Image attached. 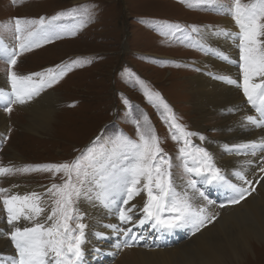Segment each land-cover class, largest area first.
Listing matches in <instances>:
<instances>
[{
  "label": "rangeland",
  "instance_id": "1",
  "mask_svg": "<svg viewBox=\"0 0 264 264\" xmlns=\"http://www.w3.org/2000/svg\"><path fill=\"white\" fill-rule=\"evenodd\" d=\"M252 2L253 0H242V3ZM193 3L196 4L195 7H189L185 0H23L17 3H13V0H0V40L5 45L10 48L18 47L12 42L18 43L14 32L15 18H44L50 37V42L19 55L14 68L18 74L46 73L49 68L59 70L65 65L72 66L57 83L45 87L40 93L57 89L61 99L58 108L51 115L54 119L49 130L43 129L35 133L24 129L27 122L23 121L21 112L18 113V118L11 120L9 115L20 104H12L10 113L2 110L11 121L0 139V166L71 163L77 157L86 155L88 149L95 153L106 152V146L112 147L109 141L117 137H127L138 142L140 130L150 127L170 160L172 177L178 170L184 178L195 179L197 186L207 197L222 195L231 199L233 189L227 183L214 181L215 184L210 187L212 184L205 185L202 177L185 171V160L179 152L184 146L183 140L172 138L173 132L164 119L166 110L163 105L166 103L176 122L185 131L194 134L188 138L191 141L189 150L200 145L198 148L205 147L209 152L207 143L216 135L209 128L204 132L196 127L200 120L193 114V98L189 94L190 86L185 78L190 73L204 70L193 64L206 58V53L200 48L207 40L205 34L202 35L206 26L218 29L222 35L237 36V32L224 29L229 24H225L224 20L227 18L231 20L230 23L238 24L231 14L220 7L231 6L233 0H217L216 4L193 0ZM88 11L91 12L90 17L86 15ZM61 13L64 15H60ZM57 16L59 19H52ZM36 27L33 25L29 30H35ZM73 31L75 35L71 34ZM207 50L210 53L212 50L217 51L209 46ZM218 54L220 55L217 52L216 58H219ZM221 60L236 65L241 62L230 58ZM1 65L0 72L10 85L9 65L4 59H0ZM137 78L144 82L149 92L158 94V98L153 96L154 102L144 94V87L137 82ZM126 100L128 103H125ZM14 119L18 120L17 127L13 125ZM216 123L212 122V129H215ZM11 153H17L23 162L8 160L9 157L13 158ZM119 162L123 165L127 163L123 159ZM84 163L87 164L88 161L85 160ZM64 179L66 177L62 172H30L0 177V187L9 188L18 186L19 183L49 186L52 183H62ZM231 179L233 177L227 181L230 182ZM216 184L222 185L220 191L215 187ZM2 195L0 194V203L4 211ZM74 207L81 212L78 200ZM5 214L7 217L6 211ZM146 229L150 232L142 233L141 238L153 243L161 241L163 235L169 236L168 241H183L190 232V227L182 228L181 235L176 232H159L154 228ZM162 232L165 234H161ZM97 233L102 232L95 233L92 248H82L83 261L88 260L92 264L112 261L117 254L114 244L120 236L105 235L101 238ZM5 238L9 240L10 236L6 235ZM252 244L256 249L255 255L246 257L244 264H264V250L260 253L262 249L254 245V242ZM97 249L101 254L97 253Z\"/></svg>",
  "mask_w": 264,
  "mask_h": 264
},
{
  "label": "snow or ice",
  "instance_id": "2",
  "mask_svg": "<svg viewBox=\"0 0 264 264\" xmlns=\"http://www.w3.org/2000/svg\"><path fill=\"white\" fill-rule=\"evenodd\" d=\"M17 2L23 0H13V3ZM185 2L189 7L196 6L193 0H185ZM199 2L216 4L217 0H199ZM220 7L233 16L240 28L242 89L249 104L259 114V117L248 115L245 119L254 127L264 128V0H253L252 3L233 0L231 6ZM86 15L90 17L91 12L88 11ZM52 19H59V16ZM33 25L37 26L35 30H29ZM14 32L18 40V48H10L0 40V59H4L9 65L8 79L11 88L9 92L0 90V98L5 101L4 110L9 113L12 111V104L28 103L45 87L57 83L72 67L65 65L59 70L49 68L46 73L18 74L14 68L19 55L41 46L42 43L50 42V37L48 29L45 28L44 18L39 20L15 18ZM71 34L75 35V31ZM200 48L206 50L203 45H200ZM222 78L230 84H237L236 80ZM137 82L144 87V94L150 101H153L154 95L158 98V94L149 92L139 78ZM125 103L128 101L126 100ZM163 107L166 110L164 119L173 132L172 138L183 140L184 146L179 152L185 160L184 167L188 174L202 177V182L207 184L214 181L227 183L236 193L229 200V204H238L255 191L252 181L242 172L238 171L235 175L247 187H238L225 181L221 170L215 166L212 155L206 149L197 147L189 150L191 141L188 138L194 134L185 131L183 126L176 122L166 103ZM145 119L147 120V117ZM109 144L112 147L106 146V152L113 156L118 154L120 159L127 161L126 164L117 168L110 162L107 168L102 164L97 168L99 160L107 159V156L105 153H95L92 149H88L86 155L77 157L71 163L0 166V177L40 171L54 174L62 172L66 177L62 183H52L47 186L43 194L33 191L24 195H9L11 188L0 187L7 223L13 228L9 236L16 250L15 254L6 260L0 258V264H84L82 245L85 243L87 225L80 222L83 217L74 207L81 197L100 200L106 208L115 207L120 224L131 225L130 227H121L120 224L105 226L115 235L125 237L114 245L116 249L133 247V241L136 239V235L132 232L133 227L144 226L147 222H150V226L157 231L190 227L195 233L206 226V223L216 219V216L207 212L206 207L195 203L199 198L207 200L208 204L213 203L197 188L195 179L189 178L187 181V187L193 190L191 195L186 190L178 192L173 186L170 171L172 165L167 154H164L160 147L159 138L150 127L140 130L138 142L127 137H117L110 140ZM225 148L252 157L259 154L255 164L259 172L264 173V137L233 148L226 145ZM85 160L88 161L87 164L84 163ZM246 163L251 165L253 161L250 159ZM260 180H264V176H260L256 183L259 184ZM93 188L97 189L94 196L90 195ZM141 191L146 192V202L139 209L135 204L129 206V202ZM45 196L47 199L44 198ZM220 207L225 205L222 204ZM21 220L29 222L31 226H19ZM97 235L101 238L105 237L104 233ZM96 251L101 254L99 249Z\"/></svg>",
  "mask_w": 264,
  "mask_h": 264
},
{
  "label": "bare ground",
  "instance_id": "3",
  "mask_svg": "<svg viewBox=\"0 0 264 264\" xmlns=\"http://www.w3.org/2000/svg\"><path fill=\"white\" fill-rule=\"evenodd\" d=\"M224 22L225 24L229 23L224 29L237 32V36L233 34L222 35L218 29L206 26L207 29L202 33V35L205 34L206 36V45L216 49L220 53V55L218 54L219 58L215 60L206 57L194 64L192 63L193 65L201 66L204 70L200 71V73H190L185 78V81L190 86L189 94L193 98V114L200 120L196 127L204 132L209 128L216 135V137L210 138L207 146L214 163L221 169V175L226 181L233 177L230 183L236 184L238 187H247L235 175L238 171L242 172L247 179L252 181V187H256L255 191L238 204H229L230 199L222 195L218 197L209 196L208 199L213 201L212 204H208L207 200L199 198L195 203L206 207L209 214L216 216V220L206 223V226L197 233H193L190 228L189 236L183 241L175 242L173 239L168 241L169 236L163 235L161 241L153 243L150 240L141 238L142 233L147 234L150 232L146 228L152 229L149 222L144 226L133 227L132 232L136 235V239L133 241L134 246L121 249L115 248L117 251L115 258L106 263L103 261L102 264H244L245 262L243 261L246 257H250L252 254L255 255L254 251L256 249L252 242L262 249L260 253L264 250V180H260L259 184L256 183L260 176H264V173L259 172V168L255 164V161L259 159V154L252 157L235 150L228 151L225 148L226 145L229 148H233L236 145L264 137V128L254 127L245 119L248 115L256 116V114L247 104V97L242 89L243 73L241 66L243 61L239 60L241 58V50L238 34L240 33V28L238 25L230 23L231 20H227V18H225ZM224 57L230 58L235 62H241L239 65L235 63L228 64L221 60H224ZM222 77L236 80L237 84H230ZM0 90L4 92L11 90L2 72H0ZM60 100L57 89H51L34 97L28 103L20 105L18 108L16 107L9 117H11V120L14 117L18 118V113L21 112L23 121L27 122L24 129H29L35 133H39L43 129L49 130L50 123L54 119L51 115L53 110L58 108ZM4 102L0 98V139L11 121L2 112ZM14 121L13 125L16 126L18 120L14 119ZM209 121L217 122L215 129L211 128L213 125ZM103 153H105L107 159L101 158L99 163H97V168L101 164L107 168L110 162L117 168L123 165L122 162H119V156L115 155L117 156L115 157L107 152ZM11 156L13 158L9 157L8 160H15L16 163L18 160L23 162L22 157L17 153H11ZM250 159L253 161L251 165L246 163ZM180 173L182 172H178V170L174 173L172 177L173 186L178 192L186 190L191 195L193 190L187 187L188 179L181 176ZM19 184L18 186L9 187L11 188L10 195H24L33 191L43 194L48 186L40 183ZM197 188L200 190V187L197 186ZM224 188L227 189V187ZM96 190V188H93V192L90 195L94 196ZM235 195L236 193H233L232 190L230 197ZM44 198L47 199V196ZM146 199V192L141 191L138 196H135L129 202V206L135 204L137 209H139L146 202ZM78 204L81 207L80 215L83 217L80 222L87 225L85 228V243L82 245L84 250L92 248L91 243L95 238L96 232L116 236L111 229L105 227L110 224H120L115 207L106 208L100 200L84 197L78 200ZM222 204L225 207H220ZM139 215L143 214L139 213ZM25 225L31 226L27 221L21 220L19 222V226L23 227ZM120 226L130 227L131 225L120 224ZM143 228H145L144 232ZM12 230V225L7 223L5 209L4 211L2 210L0 203V258L5 260L16 252L13 242H9L5 238ZM161 234L165 233L162 232ZM123 239L125 237L120 236L116 243ZM95 243L97 244V238ZM262 255L264 257V252H262ZM83 262L84 264H92L88 260Z\"/></svg>",
  "mask_w": 264,
  "mask_h": 264
}]
</instances>
